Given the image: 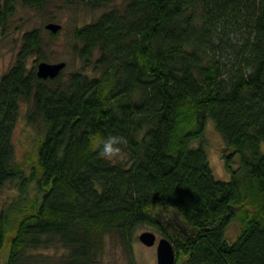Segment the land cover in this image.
Listing matches in <instances>:
<instances>
[{"label": "trees", "instance_id": "trees-1", "mask_svg": "<svg viewBox=\"0 0 264 264\" xmlns=\"http://www.w3.org/2000/svg\"><path fill=\"white\" fill-rule=\"evenodd\" d=\"M45 2L0 0V28L17 4ZM74 34L93 74L40 78L28 65L48 58L35 28L0 79V195L19 181L42 197L0 210V264H44L27 251L56 244L68 251L56 264H100L107 234L130 247L143 226L171 240L175 264H264V0H126ZM22 103L27 123L43 128L30 176L13 143ZM210 119L225 138L230 181L210 167ZM109 133L127 138V161L93 147ZM237 217L242 232L229 242Z\"/></svg>", "mask_w": 264, "mask_h": 264}, {"label": "rangeland", "instance_id": "rangeland-1", "mask_svg": "<svg viewBox=\"0 0 264 264\" xmlns=\"http://www.w3.org/2000/svg\"><path fill=\"white\" fill-rule=\"evenodd\" d=\"M124 2L126 0H113L108 8H98L97 10L80 3H76V5L65 3L63 0H46L44 7L34 9L25 7L20 3L17 4L14 14L7 22L6 28H0V79L14 65L24 33L35 28L41 30L44 53L48 58L47 60L40 59L37 55L30 57L28 60L29 67L36 68L41 61L52 63L65 61L67 63L64 71L65 79H67L69 73L76 71L93 74L91 70L85 69L80 57L75 53L77 45L74 32L78 27L95 21L110 8L120 6ZM48 23L62 24V28L54 36L53 32L46 28ZM27 107L28 104H21L20 115L13 132V143L15 145L16 163L24 167L26 176H30L32 165L35 164V154L43 134V128L27 123ZM206 125L204 147L209 158L210 167L216 179L230 181L232 179L231 174L225 165V158L223 157V150L226 147L225 138L219 133L212 119L208 120ZM194 145L198 146L199 142H195ZM262 153L264 154V143H262ZM235 156L233 167L239 168L241 156L239 154ZM128 157L126 152L122 158L112 161L120 160L125 162L129 159ZM20 184L19 181H11L2 188L0 210L2 208H10V206L21 205L22 202L26 203L27 200H32L34 197L42 198L34 182H31L26 191L20 188ZM241 230L242 222L239 217L232 219L225 231L226 239L229 242L236 241L242 232ZM144 231L155 232L158 235V239L164 236L159 234L152 226H143L133 233L130 248L120 234L109 233L105 236L104 249L99 255L100 264H158V242L152 247L143 244L140 241V235ZM67 253V250L62 249L57 244L43 250L27 251L28 255L43 254L42 256L46 257L44 264H56L58 260L66 257ZM5 258L6 256L1 261H4Z\"/></svg>", "mask_w": 264, "mask_h": 264}, {"label": "water", "instance_id": "water-1", "mask_svg": "<svg viewBox=\"0 0 264 264\" xmlns=\"http://www.w3.org/2000/svg\"><path fill=\"white\" fill-rule=\"evenodd\" d=\"M46 28L51 32L56 33L62 28V24L48 23ZM67 63L65 61H59L58 63H52L49 61H41L37 65V75L42 79L55 78L66 68ZM140 241L146 246L152 247L157 242V257L158 264H175L176 246L171 240L165 236L158 239V235L155 232L144 231L140 235Z\"/></svg>", "mask_w": 264, "mask_h": 264}, {"label": "clouds", "instance_id": "clouds-1", "mask_svg": "<svg viewBox=\"0 0 264 264\" xmlns=\"http://www.w3.org/2000/svg\"><path fill=\"white\" fill-rule=\"evenodd\" d=\"M127 144L125 136L109 133L106 136H98L93 147L99 151L101 158L112 161L124 156Z\"/></svg>", "mask_w": 264, "mask_h": 264}]
</instances>
